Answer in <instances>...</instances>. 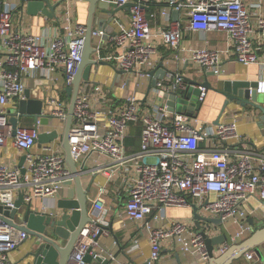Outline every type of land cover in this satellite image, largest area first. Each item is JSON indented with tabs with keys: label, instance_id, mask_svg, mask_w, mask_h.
<instances>
[{
	"label": "built area",
	"instance_id": "obj_1",
	"mask_svg": "<svg viewBox=\"0 0 264 264\" xmlns=\"http://www.w3.org/2000/svg\"><path fill=\"white\" fill-rule=\"evenodd\" d=\"M116 1L120 5L132 3L129 24H121L108 38V44L120 51L116 65L122 71L119 82L123 89L151 78L155 55L162 45L176 51L170 58L187 56L205 73L214 75L221 73L227 55L245 66L260 65L259 80L264 83V54L260 55L261 46L255 44L254 23L256 17L264 37V0L253 3L255 13L244 0ZM19 5V0H0V148L13 139L16 148L26 155L24 172L19 165L6 164L0 155V264H16L10 254L28 239L26 231L4 220L3 211L15 208L20 193L26 202L41 200L42 211H47L48 199L59 192L65 181L73 180L65 152L55 146L57 140L43 144L39 150L35 148L39 135L52 129L44 130L40 119L20 114L19 103L27 99L26 78H43L53 85L54 90H49L47 96L37 97L43 100L41 116L48 117L50 123L52 118L66 121L70 100L60 96L56 73L65 76L67 86L72 85L87 33L86 24L75 22L70 13L53 38L48 33L26 32L16 27L18 16L22 23L24 15ZM175 11L179 12L177 19L173 18ZM214 29L228 34L225 49L181 45L185 30ZM105 33L93 29L92 38H102ZM187 85L183 73L168 70L144 99L130 94L123 100H113L101 83L88 80L82 81L75 103L70 129L72 155L77 162L92 153L106 157L102 162L106 165L98 166L97 172H102L108 181L124 170L121 175L127 199L117 217L143 223L150 243L149 264H161V251L168 241L190 258L187 264H210L201 230L179 219H169L168 207H196L205 217L233 223L237 230L232 239L237 242L252 231L248 220L251 199L264 201V151L241 146L243 140L235 120L206 126L198 124L200 119L195 115L169 110L166 95ZM197 87L201 91L199 100L204 102L208 90ZM260 91L264 92V88ZM13 106L17 109L10 114ZM12 115L18 119L15 134ZM23 118L33 119V123L25 126ZM132 123L141 124V142L139 152L128 154L126 139ZM203 141L211 144L203 148ZM104 192L105 188H101L100 193ZM95 209L101 211L103 205L98 201ZM109 232L95 219L86 224L70 264H88L84 260L87 254L93 260L98 256L107 258L109 264H132L119 261L101 245V237ZM138 242L135 240L134 245L139 246ZM227 249L222 245L217 251L224 253ZM246 259H254V253H247Z\"/></svg>",
	"mask_w": 264,
	"mask_h": 264
},
{
	"label": "crops",
	"instance_id": "obj_2",
	"mask_svg": "<svg viewBox=\"0 0 264 264\" xmlns=\"http://www.w3.org/2000/svg\"><path fill=\"white\" fill-rule=\"evenodd\" d=\"M58 1V0H53ZM255 13L256 8L253 7V3L258 2V0H244ZM20 3V0H19ZM21 12V11H20ZM23 12H21L22 14ZM68 13L71 14V17L75 22L86 23L88 16V4L82 0H67L63 2L60 7L57 9V19L48 20L43 15L30 16L27 13H23L22 23H16V27H21L24 31L34 34H49L50 38H53L54 35L58 34L60 31L61 24L65 23L68 17ZM25 15L29 16L25 19ZM256 17H254V23L256 28L255 44L261 46L260 55L264 54V37L262 31L257 28ZM116 23L113 24L114 30L118 31L121 24L128 25L130 22V11L129 9H122L116 14ZM21 19H19L20 22ZM184 27L186 26L183 23ZM186 28V27H185ZM229 37L228 34L224 31L210 30L208 32H189L185 30L184 38L181 45L184 47H197V46H207L212 49H225L228 45ZM95 43V44H94ZM101 37L93 39V45L99 49L96 51L94 57L98 61L97 65L94 66V69L90 76V81L101 83L108 92V98L116 100L124 99L128 95L136 94L137 97L144 99L148 95V88L151 84V78H145L141 80L140 85L135 87H128L123 89L119 82L120 78L116 72V57L119 55V50L114 48L113 45L108 44L106 40L103 44ZM176 51H172L167 46L162 45L159 48L158 53L155 55L156 67L160 62H163L165 67L168 70H176L185 75V77L196 79L199 81H204L208 79L214 86L221 84L224 80H257L261 77L262 69L260 65H250L245 66L241 64L234 56L227 55L224 57L221 73L219 75L208 76L203 70L199 68L198 65L193 63L191 60L179 58L174 59L170 58L171 53L174 54ZM101 67H104L106 71H100ZM155 67V68H156ZM154 68V69H155ZM201 77H197L201 75ZM57 78L65 76L62 73H56ZM59 81V80H58ZM26 84L28 89L31 90V95L34 98L47 96L49 90H54L53 85L43 79L39 78L37 80L26 78ZM59 88L60 96L68 101L70 98L66 92V81L65 85H57ZM64 90H61L63 89ZM224 103V97L220 94H216L214 91L210 90L207 93V97L202 104V108L199 112L195 113L200 119L198 124L208 125L215 127L214 123L217 117L220 114L221 108ZM70 105V102H69ZM259 112L254 109L243 108L235 103L229 105L228 109L221 118V121H232L237 122L238 132L242 137L241 146L245 145L247 148L252 150L264 151V125H261L259 121ZM56 124L62 125L64 128L65 121L57 120ZM56 124H51L48 127H45L44 130H53L57 129ZM196 124V125H198ZM141 128L137 124H132L129 130L128 137L126 139V148L128 154H133L139 152L140 142H141ZM211 142H201V146L204 148L210 145ZM217 144V143H216ZM56 148L60 151L63 150L61 141L57 140L55 142ZM41 146L37 145L36 150H39ZM64 151V150H63ZM0 155L3 161L11 167L18 166L24 152L16 148L14 145L13 139L8 140L6 145L0 148ZM107 158L100 156L97 153H92L82 157L77 163L80 168L84 167L88 174L81 176V181L84 188L90 187L88 193V209L95 215L93 219L97 220L100 224L105 227L112 226V229L109 230V235H104L100 239V243L109 253L114 254L119 261L128 262L132 264H149V255H150V243L146 229L143 227V223H138L135 221L128 220L126 218L117 217L119 212L123 211L127 193L123 189V177L121 175L124 173V170L117 174V177L109 180L102 173L97 172L98 166L106 165L103 164ZM103 162V163H102ZM105 188L103 194L100 193V189ZM76 194V185L75 181H65L62 184L59 192L48 199L47 203L50 206L55 205L62 198H75ZM99 201L103 205V209L98 211L95 209L96 203ZM42 201L36 199L34 201L35 209L42 211ZM178 208V207H174ZM184 208V207H183ZM188 210V215L186 218H175L170 215V212L173 208L168 207L167 217L169 219H179L191 228L197 229V226L194 222V209L185 207ZM171 209V210H170ZM95 210L97 212H95ZM95 212V213H94ZM264 214V201H261L258 198H252L250 201V216L258 224V219L262 218ZM248 217V220H249ZM250 223V222H249ZM156 225L162 224L161 222H155ZM251 224V223H250ZM203 228L205 223H202ZM227 228L234 233L237 230V226L233 223L227 222ZM252 231L248 232L244 239L237 241L241 243L248 240L251 236L257 232V227L252 225ZM198 230V229H197ZM33 239H27L24 241L18 248H16L11 254V259L16 264H31V258H26V253L30 248ZM135 240H138V245L135 246ZM261 248L264 252V244L261 245ZM218 249V247H217ZM254 253V259L247 260V253ZM222 253L220 251L216 252V256H220ZM211 260V259H210ZM190 258L185 255L177 244H174L171 241H168L164 244L161 251V264L169 263H178V264H187L189 263ZM91 264H101L97 260H93ZM232 264H263L253 249H250L244 253L240 258L234 260Z\"/></svg>",
	"mask_w": 264,
	"mask_h": 264
},
{
	"label": "water",
	"instance_id": "obj_3",
	"mask_svg": "<svg viewBox=\"0 0 264 264\" xmlns=\"http://www.w3.org/2000/svg\"><path fill=\"white\" fill-rule=\"evenodd\" d=\"M67 0H20L19 10L30 16L43 15L48 20H56L57 9ZM88 4V16L86 21L87 33L85 37V46L82 53V60L79 63L72 85L66 87V92L70 98L68 115L65 121L64 131L60 135L58 129L51 131H43L38 138V145L61 141L62 148L65 152L66 162L72 172L76 185L75 198H62L55 205L50 206L47 211L35 209L34 202H26L23 193H20L15 202V208L3 211V218L8 223L24 230L28 233V239H33L26 258H31V264H70L73 249L79 239L80 233L86 224L93 222V214L88 209V193L90 187L84 188L81 176L88 174L87 170L78 166L71 151L70 129L73 122V113L75 103L80 91L82 81L90 80L91 73L98 61L93 53L97 51L93 45L92 31L93 29L105 30L102 36L103 43L108 40L109 35L116 34L113 24L116 23V14L122 9H130L132 3L120 5L116 0H82ZM179 12H173V18L177 19ZM102 43V44H103ZM116 72L121 74L122 71L116 67ZM168 68L163 62H160L155 69L150 71L151 84L148 88V94L152 87L156 86L158 80L164 79ZM208 76L214 75L213 72H207ZM188 83L183 90L173 91L166 95L167 104L171 112L186 113L194 116L202 108L203 102L199 100L201 91L197 86L201 85L208 91L212 90L216 94L224 97V103L220 114L214 122L216 125L221 123V118L228 109L229 105L235 103L243 108L257 110L260 114L259 121L264 125V92L260 91L264 88V83L257 80H224L221 84L214 86L208 79L199 81L186 77ZM25 95L27 99H22L19 103V112L23 117H31L40 119V123L44 127L50 126V119L41 116L43 110V100L31 97V90L26 89ZM14 112H10L13 114ZM11 123L14 128L18 126L16 116L11 117ZM26 155H23L19 167L25 169L23 165ZM24 210L22 223L15 221L18 213ZM0 211L2 208L0 207ZM95 212H97L95 210ZM94 212V213H95ZM194 222L198 230L203 233L209 255L210 264H232L234 260L240 258L244 253L253 249L258 259L264 264V252L261 245L264 244V214L258 219V224L249 217V222L257 227V232L248 240L241 243L234 242L232 232L227 228L221 218L205 217L198 213L194 207ZM202 223H205L203 228ZM103 228L111 230L112 226ZM211 231L215 235L209 236L206 231ZM226 245L228 249L220 256H216L217 247ZM85 262L91 264L93 258L90 254L84 257ZM96 260L101 264H109V259L98 256Z\"/></svg>",
	"mask_w": 264,
	"mask_h": 264
},
{
	"label": "rangeland",
	"instance_id": "obj_4",
	"mask_svg": "<svg viewBox=\"0 0 264 264\" xmlns=\"http://www.w3.org/2000/svg\"><path fill=\"white\" fill-rule=\"evenodd\" d=\"M15 1H18V0H15ZM29 16H27V15H25V19L26 18H28ZM20 19V15L18 16V20ZM18 23H19V21H18ZM95 44V43H94ZM93 55H96V52L95 53H93ZM97 56V55H96ZM100 71L102 72V71H106V69L104 68V67H101V69H100ZM202 76V74L201 75H199V76H197V77H201ZM132 80V79H131ZM57 85H65V78L64 77H60L59 78V81L57 82ZM17 108H15L14 106L13 107H11V108H9V112H14L15 110H16ZM58 119H56V118H52L51 119V124L53 125V124H56V121H57ZM22 122H23V125H25V126H30L32 123H33V119H26V118H23L22 119ZM57 125V129H58V131H59V133H60V135H62V133H63V131H64V128L62 127V125H58V124H56ZM173 208V211L174 212H172V210L171 211H169L170 212V215L171 216H173V217H175V218H186V216L188 215V210L184 207V208H180V207H178V208H174V207H172ZM24 214V210H21L19 213H18V215L16 216V218H15V221H16V223H18V224H20V223H22V221H23V215Z\"/></svg>",
	"mask_w": 264,
	"mask_h": 264
},
{
	"label": "trees",
	"instance_id": "obj_5",
	"mask_svg": "<svg viewBox=\"0 0 264 264\" xmlns=\"http://www.w3.org/2000/svg\"><path fill=\"white\" fill-rule=\"evenodd\" d=\"M132 124H137V125L141 128V124H140V123H132ZM132 124H131V125H132Z\"/></svg>",
	"mask_w": 264,
	"mask_h": 264
}]
</instances>
